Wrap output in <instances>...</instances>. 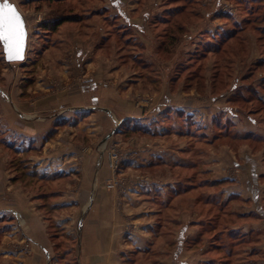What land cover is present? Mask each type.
Returning <instances> with one entry per match:
<instances>
[{"label":"rangeland","instance_id":"rangeland-1","mask_svg":"<svg viewBox=\"0 0 264 264\" xmlns=\"http://www.w3.org/2000/svg\"><path fill=\"white\" fill-rule=\"evenodd\" d=\"M32 1L10 0L17 11L24 18H27V28H29L27 30L24 62L15 65L11 63V66H15L11 71L13 77L11 84L16 86L13 89L30 90L34 97L35 94L31 90L37 93V82H39L40 87L46 82L52 85L48 92L51 95H57L64 93L68 87H71L67 86L58 73L66 74L69 84L79 82L82 84L86 80L92 81L95 78H100L102 74L100 66L107 64L111 67L109 73L115 76L112 79L110 77L104 79L105 81L110 82L111 79L113 84L118 87L126 78L135 79V83L128 85V87H124L127 85L122 83L123 87L121 86L122 88L118 91H128L124 94L130 98L127 103L134 105L137 112L142 113L143 116L148 113L149 120L157 115L158 117L162 116L163 119L166 118L167 122H163L165 125H157L160 132L165 130L163 134H156L151 138V136L147 137L150 131H146V129L132 131L128 127L129 124L120 125V119L115 120L112 127L115 129V133L108 135L101 142V146L98 147V150L101 151V148H104V143L113 137V139L111 138L112 145L105 147V151L104 149L102 151L108 152L109 161L110 154L114 160L116 155L120 156L116 168H112L110 163L114 179L108 184L113 185V187L120 186L118 185L120 183L117 178L118 175L121 176L120 178L123 181L134 179L135 186L132 189L133 193L135 192L136 203H139L140 200L142 203L145 201L146 204L144 203V205H147L154 215H159L155 218L154 224L157 226H155V236H153L154 240H158L159 246L155 247L154 256L148 259V264H163L161 260H164V264H176L178 261L195 264L199 261H206L207 258H204V255L200 258L198 254H191L193 251L189 249L191 248L189 241L192 240V236L189 233L186 235L187 240L183 244L180 255L173 256L177 251L175 248L177 236L182 230L181 227L184 226L182 220L188 221L190 227L194 228L199 217L198 208L195 205L197 197L201 193L214 194L215 197L217 196L216 199L226 202L222 198L224 181L213 189L199 188L198 186L202 185L201 183L205 179L211 180V178L220 176V174L226 175L227 170L231 171L233 175H237L235 167L232 169L226 168V166L234 165L233 162L235 161L230 155L231 153H234L237 162H241L243 159L241 146L249 147L251 154H248L257 159L255 160L258 165V172L264 174V166L261 164L262 162L264 165V143L241 140V137L233 138L230 135L231 132L237 131L239 133L236 126L238 124L237 118L232 120L234 123L232 127L224 124V119L228 114L226 112L231 110L242 115L241 120L244 119L247 124L249 121L247 120V113L250 112L253 119L259 121V126L264 127V104L258 100L259 95L264 96L262 90V87H264V37H260L261 30H264V0H80L79 4L83 6L80 7V10H85V15H91L88 18V21L90 20L89 26L83 27L87 23L82 25L64 24L63 30L67 31V38L61 35L57 36L55 33L48 35L43 32L39 26L49 14V9L46 4ZM112 3L122 7V12L126 15L127 21L123 17H118V11ZM76 4L73 3V6L78 10L79 4ZM38 6H40V10H36ZM75 9L72 7V10ZM250 10L254 14H249L251 13ZM189 12L194 16L188 17ZM92 15H94V19ZM161 16L164 20L170 19L171 24L166 25L158 22L155 26L151 23L153 18H160ZM115 17H118V19H114ZM246 20L248 22L246 29L243 32H238L239 28L236 27L245 26ZM84 21L87 22V20ZM180 24L184 27L177 37L158 38L168 28L175 33L174 27L178 29L177 25ZM233 29L238 32H236L237 36L235 34L234 37H239L240 40L234 39L231 43L226 42L220 45V38ZM102 31V36H109L106 42V44L109 42L107 46L104 44V37H99ZM181 33L183 34L181 35ZM54 34L57 36L56 38ZM98 38H101V41ZM128 40L130 41L126 44ZM216 44H219L220 50H214ZM74 48L77 51L81 50V53H84L83 50L88 48L84 51H88L89 60L84 62V55H79L77 52L75 54L73 52ZM105 48L106 50H101ZM132 48L137 49L133 50ZM109 56H111L110 59ZM2 60L4 61V55L0 46V62ZM3 64L7 65V63ZM166 67L167 69L171 67V69L166 70ZM18 79H21L20 82ZM21 81L23 84L27 82L28 86L23 87V85H20ZM235 83H237L235 85L237 88L233 86ZM259 85L262 87L257 89L258 93H255V87L258 88ZM0 94L5 98L9 95L6 89H1ZM169 98L174 99L171 105L164 103L165 99ZM167 105L170 106L168 110ZM177 107H180V112L182 111V118L177 113ZM157 108L165 113H158ZM217 111L219 113L215 115L214 113ZM212 115H214V118H211ZM23 117H27V115H23ZM181 119L191 121L194 130H196L191 131L192 135H195L198 141L192 138L190 133L180 131V124L178 126L177 121L182 123ZM169 128H172V130H168ZM232 129L233 131H231ZM165 133L168 136L164 135ZM173 133H175V136H173ZM177 135L178 141L175 138ZM216 137L217 140H215ZM203 138L208 141L211 140L210 144H206L207 142H204ZM12 145L17 150L18 146L15 143ZM3 146L0 145V148L3 149ZM153 147L160 148V150L162 148L167 153L170 149L175 151L177 147L178 149L184 148L181 150L182 158L187 157L185 161L194 160L197 163L195 165L199 169L197 179L192 182L184 180L186 184L182 181L185 177H189L190 172L193 170L173 167V161L177 158L171 156V154L173 155L175 152H171L169 156H166V161L170 163L159 162L150 166L140 165V168H138V165L137 167L131 166L128 168L122 165L127 158L126 150L143 148L142 151H151L154 149ZM238 156L241 157L240 160ZM4 157L7 159V155ZM10 158L21 159L26 158V155H17L10 152ZM224 158H227V160ZM2 160L0 159V174L3 175L4 172L8 173L10 171L14 179L16 174L11 167L2 166ZM141 162L139 161L138 164ZM25 163L27 169L34 171L33 168L35 167L33 165L35 162L33 160ZM245 175L248 178L247 172H245ZM241 176L240 178H242ZM5 178L8 177L5 176ZM13 179L12 182H14ZM260 180L261 189L264 190V175ZM143 182L152 183V185H144ZM18 183H20L23 191H28L27 194L31 196V201L37 200V193L38 195L42 192L49 193L47 189H52V186L39 187V183L29 182L28 180L18 181ZM190 183L194 185L189 192L185 194L175 193L172 197L170 195L169 198L168 193L171 190L183 188L184 186L188 187ZM6 184L9 183L6 182ZM148 189L152 190L150 196L147 195V192H145V197L141 194L142 197L139 196L138 192L143 193ZM216 191L217 194L213 193ZM161 199L168 201L166 204L161 203ZM119 203L123 205L121 201ZM136 203L127 202L128 205H136ZM235 203L237 205L239 200H235ZM228 206L231 211V202ZM184 212L189 213V215L183 214ZM232 213L236 214L234 211ZM190 215H192L191 219H189ZM237 215L230 220V223L238 220L239 215ZM194 218L195 220H192ZM45 220L48 221L46 216ZM51 220L53 221V219ZM240 222L242 220L236 223L240 224ZM130 223L131 226L136 227L135 222ZM14 226L19 228L18 224ZM220 227L224 228L226 224L221 223ZM56 228L51 232L48 231L56 255L61 259V264H75L72 253V247H75L73 239L64 236L65 233L59 227L56 226ZM190 232V234L193 233L191 230ZM51 233L61 239L54 237ZM260 234L261 239L255 243H260L264 239V232L262 231ZM162 239H164L163 246H161ZM24 240L14 244L12 239L10 241V244L12 242L11 248L21 249L22 253H28L34 242L30 237ZM255 248L257 247L249 246L248 250L254 253ZM6 259V257L0 256V264H5ZM56 261H58L57 258L53 257L51 264ZM141 263L143 264V262Z\"/></svg>","mask_w":264,"mask_h":264},{"label":"crops","instance_id":"crops-1","mask_svg":"<svg viewBox=\"0 0 264 264\" xmlns=\"http://www.w3.org/2000/svg\"><path fill=\"white\" fill-rule=\"evenodd\" d=\"M20 16L26 29L29 30L27 18L21 14ZM92 18L94 19V16ZM89 22L90 20H87V22L82 23H87L83 27H88ZM64 26L55 34L67 38L68 33L63 30ZM102 33L103 31L99 37H104V44L107 46L109 45V42L106 44L108 35L102 36ZM101 38H98L99 41ZM84 50H88V48ZM84 50V53H81V50L77 51L74 48L73 52L84 55V62H86L89 60V56L88 51ZM101 50H106V48ZM4 61L0 62V88L6 89L9 95L5 98L0 94V138L12 147V144L15 143L18 146L17 150L14 149L17 155H26L25 160L27 161L33 160L35 162L33 169L37 171L40 178L58 176V179L54 178V180L48 181L49 184L53 181L51 184L52 193L49 192L52 195L46 202L49 207H52L49 210V217L65 233L64 236L73 239L75 247H72V253L75 264H126L127 260L133 259L136 262L134 264H142L141 262L148 264V259L154 256L155 247L159 246L158 240L153 238L155 226H157L154 224L155 218L159 215H154L153 211L144 205V203L146 204L145 201L142 203L140 200L139 203H136L135 192L133 193L134 179L123 181L118 175L117 178L120 180L118 185L120 186L113 187V185L108 184L114 179V174L110 167L108 152L104 151L105 147L112 145L113 137L104 143V148H101L104 151L98 150V147L108 135L115 133V129L112 127L117 119H120V125L129 124V128L144 125L143 127L149 128L148 131H150L147 137L151 136V138L156 134L164 133L165 129L160 132L158 127L165 125L163 122H167V119L157 115L149 120L148 113L144 117L142 113L137 112L134 105L127 103L130 98L124 94L128 91L120 92L118 90L123 87L122 83L127 85L124 87H128L136 80L126 78L118 87L115 86L111 81L115 75L109 73L111 67L108 64L100 66L102 71L100 78H95L92 81L86 80L82 84L80 82L69 84L68 76L58 73L67 86L71 87H68L64 93L57 95H51L48 92L51 84L45 82L40 87L39 82H37V93L31 90L35 94L33 97L30 90L13 89L16 86L11 84V80H13L11 71L15 66L11 65L17 63L9 64ZM3 63H7V65ZM109 77L111 78L110 82L104 80L109 79ZM27 84V82L23 84L21 81L20 85L25 87L28 86ZM10 88L12 89L10 90ZM22 93L23 95H21ZM259 98L264 100L262 95H259ZM172 102L174 99L169 98L165 99L164 103L171 105ZM168 105L166 106L167 110L170 108ZM179 108L177 107V111L181 110ZM157 110L161 114L164 112L160 108ZM218 113L217 111L214 114ZM226 113L228 114L224 120L237 118L238 124L236 126L239 134H256L264 137L263 126L254 125L247 119L249 120L248 124H250L248 125L244 119L241 120L243 116L237 112L230 113L227 111ZM21 114L27 115V117H23ZM211 118H214V115ZM119 131L121 132V130ZM177 137L178 135L175 137L178 141ZM153 148L151 151H142L143 148L126 150L127 158L122 165L127 168L138 165L140 168V165L150 166L159 162L170 163L166 161V156H169L171 152H175L171 156L177 158L173 163L182 160L181 150L184 148L178 149L177 147L175 151L170 149L168 153L162 148L161 150L160 148ZM240 148L243 151L241 162H237L234 153L229 151L235 162H233V166H226V168L232 169L235 167L237 175H233L231 171L227 170L226 175L220 174L211 180L225 182L222 198L229 203L231 202V211L236 212L242 220L240 224L236 223L231 227L243 232L253 231L257 234V238L247 246V249L249 246H256V251L260 253L253 255L252 258L253 260L256 258L254 260L256 264H264V257L262 258V254L264 256V239L260 243H255L261 239L260 232H264V190L260 186V179L264 174L258 172L257 159L248 154L250 153L249 147L241 146ZM10 152L4 146L3 149L0 148V159H3L2 166L4 167L10 165L12 159ZM5 155H7V159H5ZM238 158L241 159L240 156ZM224 159L227 160V158ZM139 161L142 162L138 164ZM261 164L264 166L262 162ZM165 165L167 166V164ZM245 172H247L248 178H246ZM5 176L8 178L6 179ZM13 177L10 171L4 172L3 175L0 174V234L3 232L0 237V256L7 258L4 261L5 264L11 262L13 264H51L53 257L58 260L54 264H61L62 261L56 255L48 232L49 221L45 220L44 213L39 209L43 205V200L31 201V196L27 194L28 191H23L18 181H11ZM6 182L9 184L7 185ZM151 182L153 181L151 180ZM143 183L144 185H152L148 182ZM151 191L148 189L143 193L138 192V194L140 197H145V192H147V195L150 196ZM235 200H239L237 205ZM120 201L123 205H120ZM126 201L132 202V204L136 203V205H128ZM183 214L189 215L187 212ZM191 216L189 219L192 218ZM182 221L184 226L181 227L182 230L180 229L181 231L177 236V239L179 237L180 240L179 246L183 244L188 233L195 237L198 232V226L193 228L190 227L188 221ZM130 222H135L136 227L131 226ZM15 224H18L20 230L16 226L13 227ZM190 230L193 232L192 234H190ZM27 237H30L34 242L28 253H22L21 249L11 248L12 242L10 244V241L12 239L15 244L25 241L24 239ZM163 243L164 239H162L161 246ZM180 253L181 249L175 257L179 256ZM191 254H198L200 258L203 256L202 250L193 251ZM161 262L165 263L164 260Z\"/></svg>","mask_w":264,"mask_h":264},{"label":"trees","instance_id":"trees-1","mask_svg":"<svg viewBox=\"0 0 264 264\" xmlns=\"http://www.w3.org/2000/svg\"><path fill=\"white\" fill-rule=\"evenodd\" d=\"M32 2H37V3H42V4H46L48 9H49V14H47V17L44 19V21L41 23V25L39 26L44 33L51 35L52 33H57L59 31V29L64 25V24H82L85 21L84 20H88V18L91 17V15L89 16V14L85 15V10L81 11L80 7H83L82 5H80V0H33ZM73 3H77L79 4L78 6V10H76L73 6ZM76 4V5H77ZM114 7H116L117 11H118V17H123V19L125 21L126 20V15L122 12V7L120 5L116 6L114 3H112ZM38 5V4H37ZM75 10H72V7ZM40 6L37 7L36 10H40L39 9ZM81 11V12H80ZM105 12H107L106 9H104ZM251 13L249 14H254V12L252 10H250ZM253 12V13H252ZM92 13V12H91ZM90 13V14H91ZM197 15V14H196ZM94 16V15H92ZM188 17H193L194 14L192 15V13L189 12V14H187ZM87 17V18H85ZM118 17H115L114 19H118ZM186 17V16H185ZM184 17V18H185ZM171 20H164L163 17L161 16L160 18H153V20L151 21V23H153V25L157 26L158 22H162V24H166V25H170ZM246 25H248V22L246 20V24L243 27H236L239 28L238 32H243L244 29H246ZM154 27V26H153ZM183 25H177L178 29H175L176 27H174V32H172V30L170 28H168L166 31L162 32V36H158V38L160 37H164V38H168V37H177L178 35H180V32L183 31ZM263 29V28H262ZM236 30L233 29L231 32H228V34H224L220 40H219V44L221 45L222 43H231V41H233L234 39H239V37H234L236 34ZM237 32V33H238ZM178 33V34H176ZM183 33H181L182 35ZM237 36V34H236ZM109 37V36H108ZM260 37H264V30H261V36ZM124 39V37H122ZM238 40V41H239ZM130 40L126 41V44L129 43ZM219 44H216L214 47V50H220L219 49ZM1 46V44H0ZM199 47L201 48V46L199 45ZM133 50L137 49V48H132ZM145 67V66H143ZM171 67H173V65H171ZM171 67H169L167 69V67L165 68L166 70L171 69ZM177 75V74H176ZM175 77V76H174ZM237 83L233 84V86H235ZM260 86V87H259ZM258 88H256L255 93L257 92V89H261V85H259ZM236 87V86H235ZM237 88V87H236ZM235 88V89H236ZM262 90L264 91V87H262ZM248 99V98H247ZM258 100H260L261 103L264 104V100H262V98H258ZM251 102V101H249ZM230 113H232L231 110H229ZM182 112V111H181ZM181 112L178 111V115L182 118L183 115H181ZM178 116V117H179ZM247 119H249L254 125H259V121H257L256 119H253V116H251L250 112L247 113ZM180 123L179 121H177L178 126L180 124V131L183 133H190V136L192 138H194L196 141H198L197 138H195V135H192V130H194L193 128V124L191 123V121L189 119H181ZM185 123H186V127H185ZM224 124L227 126H231L234 124L232 122L231 119H226L224 121ZM224 126V125H222ZM229 127V128H231ZM218 128V127H216ZM128 129V128H127ZM126 129V130H127ZM130 130L134 131V130H140V129H146V131H148L147 128H144L142 126H132L131 128H129ZM220 130V128H218ZM138 130V131H139ZM169 130H172V128H169ZM216 130V129H215ZM233 131V129L231 130ZM145 132V131H144ZM179 132V133H181ZM229 133V130H228ZM232 134H230L233 138H237V137H241L244 140H250L252 142L256 141V142H264V137L260 136V135H256V134H239L237 131L236 132H231ZM215 136V135H214ZM188 138V137H186ZM204 142H207L206 144H210V141H208L206 138H203ZM217 140V137L216 139ZM200 144V143H197ZM0 145H4L5 148H7L8 150L11 151V153L16 154V152L14 151V148L11 145H7L6 142H4V140H2V138H0ZM10 146V147H9ZM187 152V151H186ZM187 159L186 158H182V160H180L177 163H174L173 167H181V168H185V169H192L193 171L190 172V176L189 177H185L182 181L185 183L184 180L188 181L190 180V182L194 181L197 179V175H199V169L198 166H195L197 163L194 160H190V161H185ZM27 160H25V158H12L10 161V165L9 167H11V169L13 170V172L16 174L15 178L13 179L14 182L17 181H24V180H28L29 182H33V183H39L41 181V183H39V187L42 186H48V181L50 180H54L58 179V176H54V177H49L46 176L44 178H40L37 175L36 171H30L29 169H27V164L25 163ZM22 165H24V167H22ZM189 171V170H186ZM204 182H202V185H199V188H208V189H213L216 188L218 185L221 184V182L218 181H214V180H210V179H205L203 180ZM53 182V181H52ZM51 182V184H52ZM51 184H49V186H51ZM186 184V183H185ZM183 184V185H185ZM194 184L190 183L188 185V187H183V188H177L176 190H171L170 193H168V196L170 198L173 195H175V193L177 194H185L186 192H189L191 187H193ZM36 186V184H35ZM193 189V188H192ZM49 190L50 193H52V189H47ZM216 190V189H215ZM37 191V189H36ZM206 191V190H205ZM50 193H45L42 192L38 195L37 199H41L43 200V205H41V207L39 208L44 215L47 217L48 221H49V225H48V231L51 232L52 230H56V224L51 220L52 218L49 217V213L52 207H49V205L47 204L46 200L49 198V196H51L52 194ZM205 193V192H204ZM217 194L216 192H213ZM159 194V193H158ZM211 195V196H210ZM214 194H203L201 193L199 195V197H197L198 199H196L195 201V205H197L198 208V212H199V217L196 220L195 226H198V232L197 235L195 237H192V240L189 241V244L191 246V248H189L192 251H198V250H202V254L207 258L206 261H200L197 264H256L255 261L253 260V255H257L260 252L258 251H254L250 252L247 249V246L252 243L254 241V239L257 238V234H255L253 231L252 232H243L240 229H234L231 226L235 225L237 221L240 220L239 216L237 217L238 220L236 222H231L230 220L235 216V213H232V211L229 210V203L226 201H219L217 198V196L214 198ZM36 198V197H35ZM168 198V200H169ZM168 200H163L161 199V203H167ZM208 206V207H206ZM205 211V213H204ZM221 223L226 224V227L221 228L220 225ZM52 234V233H51ZM54 237H58L55 236ZM183 235V234H182ZM59 238V237H58ZM187 240V238L185 239V241ZM179 237L175 242V248H176V253H174V257L178 254V251L181 249H183V244L179 246ZM136 263L135 260H130V261H126V264H134ZM176 264H186V262H177Z\"/></svg>","mask_w":264,"mask_h":264},{"label":"snow or ice","instance_id":"snow-or-ice-1","mask_svg":"<svg viewBox=\"0 0 264 264\" xmlns=\"http://www.w3.org/2000/svg\"><path fill=\"white\" fill-rule=\"evenodd\" d=\"M0 44L6 54L11 49L14 56H19L24 45L23 20L10 0H0Z\"/></svg>","mask_w":264,"mask_h":264},{"label":"water","instance_id":"water-1","mask_svg":"<svg viewBox=\"0 0 264 264\" xmlns=\"http://www.w3.org/2000/svg\"><path fill=\"white\" fill-rule=\"evenodd\" d=\"M23 26H24V45H23V48H22L19 56H14L12 54L11 49L9 50V53L6 54L5 51H4V46L1 44L3 55H4V59L9 64H11V63H22L25 60L26 45H27V29H26V26L24 24V21H23Z\"/></svg>","mask_w":264,"mask_h":264},{"label":"built area","instance_id":"built-area-1","mask_svg":"<svg viewBox=\"0 0 264 264\" xmlns=\"http://www.w3.org/2000/svg\"><path fill=\"white\" fill-rule=\"evenodd\" d=\"M116 155V154H115ZM119 158H120V156H117L116 155V161L113 159V156L111 157V154H110V163H111V166H112V168H116L117 167V165H118V162H119Z\"/></svg>","mask_w":264,"mask_h":264}]
</instances>
